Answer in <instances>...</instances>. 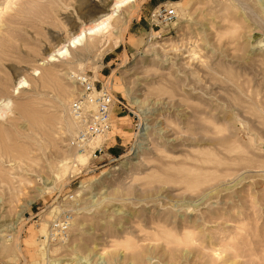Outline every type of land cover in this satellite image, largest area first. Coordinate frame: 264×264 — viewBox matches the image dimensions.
<instances>
[{
    "label": "rangeland",
    "instance_id": "374dc122",
    "mask_svg": "<svg viewBox=\"0 0 264 264\" xmlns=\"http://www.w3.org/2000/svg\"><path fill=\"white\" fill-rule=\"evenodd\" d=\"M119 1L0 0V264H264V0ZM80 74L115 100L82 154Z\"/></svg>",
    "mask_w": 264,
    "mask_h": 264
},
{
    "label": "built area",
    "instance_id": "2783aa9c",
    "mask_svg": "<svg viewBox=\"0 0 264 264\" xmlns=\"http://www.w3.org/2000/svg\"><path fill=\"white\" fill-rule=\"evenodd\" d=\"M152 23L160 26H169L176 19V10L161 6L150 15ZM79 86L78 97L70 104V114L76 123L77 132L71 139L72 148L83 151L88 143L96 138L106 136L112 128L111 111L115 104L113 95L86 74L76 76ZM101 153L97 148L92 152ZM69 226V218L56 219L51 223L49 235L61 237L65 235Z\"/></svg>",
    "mask_w": 264,
    "mask_h": 264
},
{
    "label": "bare ground",
    "instance_id": "6f19581e",
    "mask_svg": "<svg viewBox=\"0 0 264 264\" xmlns=\"http://www.w3.org/2000/svg\"><path fill=\"white\" fill-rule=\"evenodd\" d=\"M125 1H127V2H134L135 0H122V1H119V2L116 3V9L118 8L119 5H121ZM110 18H111V16H109V17H107L105 19H102L101 21H99L96 24L90 26L89 28L80 30L78 32V34L74 38L70 39L69 41H66V44L63 45L61 48H59L57 50V56H66V55H68L69 48H74L76 45H80L88 36H91L93 34L100 33L103 30H105ZM70 117H71V114H70ZM72 121H73V119H72ZM97 148L98 147H95L94 149H97ZM93 150H92V152H93ZM77 152H79L80 154H82V153L85 152V149L83 151H77ZM133 154L134 153H132V155Z\"/></svg>",
    "mask_w": 264,
    "mask_h": 264
}]
</instances>
